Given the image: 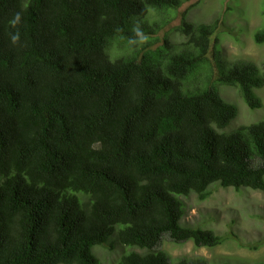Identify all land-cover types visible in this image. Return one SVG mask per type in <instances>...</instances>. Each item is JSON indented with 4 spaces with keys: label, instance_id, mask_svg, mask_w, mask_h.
Returning <instances> with one entry per match:
<instances>
[{
    "label": "trees",
    "instance_id": "1",
    "mask_svg": "<svg viewBox=\"0 0 264 264\" xmlns=\"http://www.w3.org/2000/svg\"><path fill=\"white\" fill-rule=\"evenodd\" d=\"M186 1L0 0V264H101L96 246L123 249L110 264H211L159 248L223 242L182 224L180 198L264 190V118L226 130L238 112L216 90L260 108L264 60L229 61L186 11L159 39ZM137 20L149 40L129 46Z\"/></svg>",
    "mask_w": 264,
    "mask_h": 264
},
{
    "label": "rangeland",
    "instance_id": "2",
    "mask_svg": "<svg viewBox=\"0 0 264 264\" xmlns=\"http://www.w3.org/2000/svg\"><path fill=\"white\" fill-rule=\"evenodd\" d=\"M184 11L191 22H216L213 42L217 40L221 52L229 61L249 60L260 64L264 60V44L258 45L253 41V33L264 27V0H188L179 8L178 18L160 32L159 39L170 27L179 24L180 14ZM216 84L219 85L216 89L219 95L235 105L238 111L228 129L264 118V87L255 91L262 106L250 109L239 97L238 87ZM211 190V195L204 201H199L194 194L180 198L185 204L181 222L195 228L213 230L224 241L206 249L194 248L191 241L177 244L164 237L160 248L171 258L200 256L210 263L264 262V190L242 188L236 191L217 186ZM122 251L117 246L112 250L102 246L94 248L101 264H110Z\"/></svg>",
    "mask_w": 264,
    "mask_h": 264
},
{
    "label": "clouds",
    "instance_id": "3",
    "mask_svg": "<svg viewBox=\"0 0 264 264\" xmlns=\"http://www.w3.org/2000/svg\"><path fill=\"white\" fill-rule=\"evenodd\" d=\"M182 13V12H181ZM21 20H22V16H21V13L20 12H16L13 14L12 18L8 21L9 25L11 28H14L16 29L17 28V25H19L21 23ZM115 32L117 33H122L123 32V29L120 28L119 26H117L115 29H114ZM132 31V35L127 37V42H128V45L129 46H143L145 45L148 40H149V36L148 34L144 31V28L142 27L141 25V22L140 21H136L134 24H133V27L131 29ZM20 40V32L19 30L17 29L14 33H10V41L12 44H17ZM232 87V86H231ZM238 91V90H237ZM239 94V93H238ZM240 97V95H239ZM229 102V101H228ZM236 107V106H235ZM248 107V106H247ZM238 112V111H237ZM238 114V113H237ZM231 128H227L226 130H230ZM219 187V186H217ZM212 188V187H211ZM210 188V190H211ZM221 188V187H219ZM227 188H232V187H227ZM222 189H226V188H222ZM234 189V188H232ZM242 189V188H240ZM245 189H248V188H245ZM235 190V189H234ZM239 190V189H238ZM252 190V189H251ZM237 191V190H236ZM211 193H212V190H211ZM211 195V194H210ZM209 195V196H210ZM189 226V225H187ZM192 227V226H190ZM195 228V227H194ZM200 229V228H199ZM202 230H210V229H202ZM214 234L215 232L213 230H211ZM217 235V234H216ZM220 237H222L221 235H218ZM223 238V237H222ZM170 240V239H169ZM171 241V240H170ZM223 241H224V238H223ZM173 242V241H172ZM188 242V241H187ZM162 243V242H161ZM175 243V242H174ZM186 243V242H184ZM177 244H183V243H177ZM192 245L194 246V244L192 243ZM161 246V244H160ZM101 247V246H99ZM94 248H98V246L94 247ZM160 248V247H159ZM194 248H206V249H210V248H207V247H195ZM214 248V247H212ZM161 249V248H160ZM135 251H139V250H135ZM164 251V250H163ZM94 252V250H93ZM196 257H200V256H196ZM196 257H193V258H196ZM171 258V257H170ZM185 258V257H184ZM187 258V257H186ZM201 258H204V257H201ZM172 259H176V258H171ZM189 259V258H188ZM206 259V258H204ZM207 260V259H206ZM173 261V260H172ZM230 263V262H227V261H220V262H215V263ZM263 262V261H262ZM210 263V262H209ZM213 263V262H212ZM211 263V264H212ZM239 263H243V262H239ZM254 263H260V262H251V263H245V264H254ZM264 263V262H263ZM171 264H174V263H171Z\"/></svg>",
    "mask_w": 264,
    "mask_h": 264
}]
</instances>
